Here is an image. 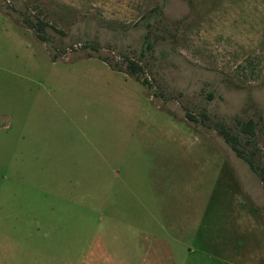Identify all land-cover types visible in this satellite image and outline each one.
<instances>
[{
	"label": "rangeland",
	"instance_id": "374dc122",
	"mask_svg": "<svg viewBox=\"0 0 264 264\" xmlns=\"http://www.w3.org/2000/svg\"><path fill=\"white\" fill-rule=\"evenodd\" d=\"M233 147L264 171V0H0V264H264Z\"/></svg>",
	"mask_w": 264,
	"mask_h": 264
},
{
	"label": "trees",
	"instance_id": "16d2710c",
	"mask_svg": "<svg viewBox=\"0 0 264 264\" xmlns=\"http://www.w3.org/2000/svg\"><path fill=\"white\" fill-rule=\"evenodd\" d=\"M27 27L28 28H30L33 32H34V34H35V36H36V38L38 39V40H40V41H45V37L43 36V34L42 33H40V32H42V30H43V26H45L44 24H42L41 22H37V23H32L31 21H27ZM150 47V45H148V48ZM130 64H132V66H134V70H136L138 73H142V68L140 67V66H138L136 63H130ZM136 64V65H135ZM132 74H137V73H135V72H133ZM148 82H147V80H143L142 81V84H147ZM191 120H193V121H195V122H198V120H197V118H194L193 116H190V115H187ZM223 134V136L225 137V139L227 140V134L226 133H222ZM233 150H234V152H235V154H236V156H238V157H240V158H242V159H244V161L248 164V166H249V168L253 171V172H256V174H257V176L259 177V179L263 182V188H264V171H262V170H260V171H258V170H256L255 168H254V166H253V164H252V161L250 160V159H248L241 151H239L238 149H236V148H234L233 147Z\"/></svg>",
	"mask_w": 264,
	"mask_h": 264
}]
</instances>
